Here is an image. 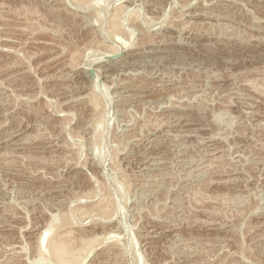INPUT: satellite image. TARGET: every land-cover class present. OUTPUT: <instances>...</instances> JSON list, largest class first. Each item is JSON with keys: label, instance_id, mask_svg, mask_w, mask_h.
Segmentation results:
<instances>
[{"label": "rangeland", "instance_id": "1", "mask_svg": "<svg viewBox=\"0 0 264 264\" xmlns=\"http://www.w3.org/2000/svg\"><path fill=\"white\" fill-rule=\"evenodd\" d=\"M77 2L0 0V264H264V0Z\"/></svg>", "mask_w": 264, "mask_h": 264}, {"label": "bare ground", "instance_id": "2", "mask_svg": "<svg viewBox=\"0 0 264 264\" xmlns=\"http://www.w3.org/2000/svg\"><path fill=\"white\" fill-rule=\"evenodd\" d=\"M76 1V0H75ZM79 3H81L82 4V6H83V4H85V2H87L88 3V1L89 0H77ZM91 1H93V0H91ZM77 2V3H78ZM50 5V4H49ZM85 5H87V4H85ZM124 5V4H123ZM60 6V5H59ZM58 6V7H59ZM125 6V5H124ZM190 6V5H189ZM91 7V6H90ZM119 7V8H118ZM118 7H116L115 8V10L118 8L119 10L118 11H120V9H123V7H122V5L121 6H118ZM122 7V8H121ZM68 10V9H67ZM66 11V10H65ZM118 11H116V12H118ZM32 12V11H31ZM73 12V11H72ZM95 12V11H94ZM93 12V13H94ZM114 12V11H113ZM115 12V13H116ZM128 12V11H127ZM132 13H130V15L132 14L133 15V11H131ZM97 13V12H96ZM95 13V14H96ZM114 13V14H115ZM123 13V12H122ZM135 13H136V10H135ZM77 14V13H76ZM94 14V16H96ZM103 14V13H102ZM113 14V15H114ZM127 14V13H126ZM137 14V13H136ZM202 14V13H201ZM28 15V14H27ZM30 15V14H29ZM33 15V14H32ZM79 15V14H78ZM112 15V16H113ZM123 15V14H122ZM206 15V14H205ZM26 16V15H25ZM37 16V15H36ZM89 16H91V15H89ZM93 16V17H94ZM99 16H100V14H99ZM98 16V17H99ZM118 15H116V16H113L112 18H110L111 19V21H110V23L108 24V25H110V27H108L109 29L108 30H106L107 32L109 31V32H111L113 35H116L117 37L120 35V31L121 30H123L124 28L122 27V26H120L121 24H119V22L120 21H118L117 20V18L118 17H120V16H118ZM138 16V15H137ZM97 17V16H96ZM102 17V16H101ZM135 17V16H134ZM127 18V17H126ZM27 19V18H26ZM93 19H95V18H93ZM122 20V19H121ZM174 20V19H173ZM95 21H97V20H95ZM94 21V22H95ZM190 22V21H189ZM23 23V22H22ZM132 23V22H131ZM172 23V22H171ZM31 24V23H30ZM96 24V23H95ZM163 24H164V22H163ZM25 26V25H24ZM121 28H123V29H121ZM49 29V28H48ZM131 32V31H130ZM110 33V34H111ZM123 33H124V31H123ZM132 35V34H131ZM115 37V36H114ZM152 37V36H151ZM157 37V36H156ZM119 38V37H118ZM117 38V39H118ZM182 39V38H181ZM74 40V39H73ZM118 40H120V39H118ZM242 41V40H241ZM162 42V41H161ZM102 44V43H101ZM127 43H125V45H126ZM243 44V43H242ZM145 45V44H144ZM98 46H100V44L98 45ZM108 46H109V44H108ZM129 46V45H128ZM106 50L108 49L107 48V44H106ZM113 47V46H112ZM111 46H110V48H111V52L113 53L112 54V56L111 57H114L119 51H120V48L119 47H117V49H115L114 48V50H113V48H112ZM121 47V46H120ZM126 47H127V45H126ZM126 47H123L122 46V48H126ZM110 48L108 49V50H110ZM139 48V47H138ZM137 49V48H136ZM173 49V48H172ZM111 52H110V54L109 55H111ZM152 52H154V51H152ZM151 52V53H152ZM105 53H107V52H105ZM105 53L104 54H102V57H106V55H105ZM109 53V52H108ZM108 53H107V55H108ZM132 55H134V54H132ZM75 56V55H74ZM101 57V58H102ZM108 57V56H107ZM180 57V56H179ZM70 58V57H69ZM155 59V58H154ZM98 60V59H97ZM110 60V59H109ZM119 60V59H118ZM132 60V59H131ZM143 60V59H142ZM147 60V59H146ZM103 62V61H102ZM114 62V61H113ZM136 62V61H135ZM72 63V62H71ZM112 63V62H111ZM129 63H130V61H129ZM161 63V62H160ZM115 64V63H114ZM117 64V63H116ZM65 65V64H64ZM68 65V64H67ZM150 65V64H149ZM72 66V65H71ZM124 66V65H123ZM153 66V65H152ZM100 67H102V66H99V67H93L95 70H96V72H98L97 74H99L102 70V68H100ZM122 67V66H121ZM127 67V66H126ZM104 69V68H103ZM133 69V68H132ZM168 69V68H167ZM101 70V71H100ZM104 70H106V69H104ZM157 70V69H156ZM95 73V72H94ZM121 73V72H120ZM100 75V74H99ZM98 76V75H97ZM103 76V75H102ZM133 78V77H132ZM175 78V77H174ZM106 80V79H105ZM123 80V79H122ZM171 80V79H170ZM98 85V84H97ZM105 85V84H104ZM95 86V85H94ZM101 86V85H100ZM105 87H106V85H105ZM104 87V88H105ZM98 88V87H97ZM100 88H102V86L100 87ZM103 88V89H104ZM111 88V87H110ZM108 89V88H107ZM258 90V89H257ZM107 91V90H106ZM102 92V91H101ZM107 93H108V91H107ZM106 93V94H107ZM119 93V92H118ZM103 95H105V92H104V94ZM114 97V96H113ZM88 98V103L91 105V108L92 107H94L93 108V110H94V113L96 114V110L100 107V105H99V103H100V101L102 100L100 97H99V95H97V92L95 93V91L93 90L92 91V93H90L89 94V96L87 97ZM108 98V97H107ZM101 99V100H100ZM143 101V100H142ZM102 102V101H101ZM139 102V101H138ZM144 102V101H143ZM89 105V106H90ZM93 105V106H92ZM103 105V104H102ZM99 106V107H98ZM98 107V108H97ZM178 107V106H177ZM101 108V107H100ZM101 109H103V108H101ZM107 109V108H106ZM120 110V109H119ZM94 115V114H93ZM95 117V116H94ZM101 118V117H100ZM99 119V118H98ZM161 119V118H160ZM89 123V122H88ZM162 124V123H161ZM90 125V124H89ZM101 126V125H100ZM97 127V126H96ZM99 128V127H98ZM154 128V127H153ZM97 129V128H96ZM95 132V131H94ZM98 133H99V131H98ZM97 136V135H96ZM99 136V135H98ZM3 138V137H2ZM48 138H49V136H48ZM136 139V138H135ZM145 140V139H144ZM96 141H97V138H96ZM10 145V144H9ZM51 145V144H50ZM101 146V145H100ZM102 147V146H101ZM97 150V149H96ZM101 152H103V151H101ZM74 153V152H73ZM68 155H70V154H68ZM101 155V154H100ZM99 155V156H100ZM98 156V157H99ZM103 156V155H102ZM73 157V156H72ZM76 159V158H75ZM99 159H101V158H99ZM103 159V158H102ZM216 160V159H215ZM74 161V160H73ZM80 161V160H79ZM143 161V160H142ZM114 164V163H113ZM112 164V165H113ZM114 166V165H113ZM118 167H116V169H117ZM143 168V167H142ZM148 168V167H147ZM155 168V167H154ZM120 170V169H119ZM192 170V169H191ZM116 171V170H115ZM118 171V170H117ZM169 173V172H168ZM101 174V173H100ZM141 174V173H140ZM139 175V174H138ZM151 178V177H150ZM136 179V178H135ZM129 180V179H128ZM157 180V179H156ZM125 180L123 179V182H124ZM148 181V180H147ZM151 181V180H150ZM83 185V184H82ZM154 185V184H153ZM146 186H148V185H146ZM157 188V187H156ZM153 189V188H152ZM159 189V188H158ZM109 192V191H108ZM108 192H107V194H108ZM111 192V191H110ZM109 192V193H110ZM124 192V191H123ZM103 194V193H102ZM107 194L104 196V197H102V195H101V197H102V200L104 201V202H106L107 200V202H109V203H111V204H113V206H115L116 204L114 203V201L116 200H114V198H110L109 196H111V195H109V196H107ZM120 194V193H119ZM143 194V193H142ZM141 194V195H142ZM153 194V193H152ZM92 194H90V196H91ZM122 195H123V193H122ZM182 195V194H181ZM193 195V194H192ZM122 197V196H121ZM189 197V196H188ZM82 198V197H81ZM84 198H85V196H84ZM122 198H124V197H122ZM181 198V197H180ZM107 199V200H106ZM64 200V199H63ZM125 200V199H124ZM74 201V200H73ZM98 201H100L101 203L103 202V201H101V200H98ZM62 202V201H61ZM99 202V203H100ZM106 202V203H107ZM197 202H198V200H197ZM88 203V202H87ZM100 203V206H99V204H97L98 206H99V208L98 209H100V207L102 206V204ZM103 203L104 204V206H102V208L105 210V208H106V206H108L107 208L109 209L110 207V205L107 203ZM196 203V202H195ZM78 204V203H77ZM89 204V203H88ZM92 204V203H91ZM115 204V205H114ZM125 204V203H124ZM198 204V203H197ZM70 205V204H69ZM94 206V205H93ZM93 206H92V208H93ZM97 206V207H98ZM60 207V206H59ZM70 207V206H69ZM76 207V206H75ZM79 207V206H78ZM84 207H85V204H84ZM83 207V208H84ZM87 207V206H86ZM112 207V206H111ZM116 207V206H115ZM194 207V206H193ZM199 207V206H198ZM67 208V207H66ZM89 208V207H88ZM92 208H91V210H92ZM94 208H96V207H94ZM93 208V209H94ZM106 208V209H107ZM52 209V208H51ZM58 209V208H57ZM78 210L79 209H81L80 207L79 208H77ZM97 209V210H98ZM191 209V208H190ZM67 210V209H66ZM75 210V209H74ZM81 210H85V209H81ZM90 210V209H89ZM101 211H102V209H100ZM103 210V212H105L106 213V211H104ZM55 211H57V210H55ZM70 211V210H69ZM88 211V210H87ZM86 211V212H87ZM110 211V210H109ZM112 212H113V210H111ZM48 212V211H47ZM91 211H89V213H90ZM62 213H63V211H62ZM82 213V212H81ZM83 213H84V211H83ZM88 213V212H87ZM117 212H115V214H116ZM50 214V213H49ZM56 214V213H55ZM59 214V213H58ZM57 214V215H58ZM64 214V213H63ZM80 214V213H79ZM85 214V213H84ZM43 215V214H42ZM53 215V214H52ZM51 215V219H50V221H48L49 223H47L48 225H46L45 226V228H44V230L42 229V231H40V233H39V235H38V237H37V240H36V243L35 244H37L36 246V248H37V250H38V255H37V257H38V259L37 260H35L36 262H38L37 264H71V263H76V264H81L80 262H79V260H80V252L83 250V249H85L86 248V250L88 249V247H87V244H86V247H85V241L83 240V238L81 237H79L78 239H77V241H80V243L79 242H77V243H79V244H77L76 243V241H75V238H77V237H73V236H76V235H73L75 232H74V230L75 229H73V227H71V226H67V223H66V225H63L64 227H62L61 225H58L57 224V220L60 218H58L57 217V215H53L52 216ZM65 215V214H64ZM63 215V217H65ZM81 215V214H80ZM87 215V214H86ZM90 215V214H89ZM102 215V214H101ZM104 215V214H103ZM111 215V214H110ZM59 216V215H58ZM82 216H84V215H82ZM114 216V215H113ZM62 217V216H61ZM62 217V218H63ZM108 217V216H107ZM112 217V216H111ZM188 217V216H187ZM61 219V218H60ZM58 220V223H59V221H61L62 222V220L63 219H61V220ZM112 219V218H111ZM66 220H69L70 221V219H67V217H66ZM95 220V219H94ZM76 221V220H75ZM90 221V220H89ZM92 221V220H91ZM64 222V221H63ZM98 222V221H97ZM65 223V222H64ZM68 223H70V222H68ZM72 223L73 222H71L70 224L72 225ZM125 223V222H124ZM60 224H62V223H60ZM74 224V223H73ZM69 225V224H68ZM73 226V225H72ZM132 226V225H131ZM62 227V228H61ZM93 227V226H92ZM83 229V228H82ZM106 230V229H105ZM171 230V229H170ZM22 231V230H21ZM76 231V230H75ZM87 232V231H86ZM117 233V232H116ZM80 234V233H79ZM108 234V233H107ZM120 234V233H119ZM130 234V233H129ZM85 235V234H84ZM95 235V234H94ZM101 235V234H100ZM104 235V234H103ZM109 235V234H108ZM110 235H112V234H110ZM172 235V234H171ZM23 236V235H22ZM87 236V235H86ZM114 236H116V235H114ZM98 237V236H97ZM96 237V238H97ZM101 237V236H100ZM106 237V236H105ZM112 237V236H111ZM148 237V236H147ZM21 238V237H20ZM107 238V237H106ZM132 238V237H131ZM134 238H136V237H134ZM22 239V238H21ZM36 239V238H35ZM34 239V240H35ZM98 239V238H97ZM101 239H102V237H101ZM92 240V239H91ZM90 240V241H91ZM93 240H95V239H93ZM93 240H92V242H93ZM99 240V239H98ZM23 241V240H22ZM88 241V240H87ZM89 242V241H88ZM94 242H96V241H94ZM98 242V241H97ZM91 243V242H90ZM147 243V242H146ZM25 244V243H24ZM105 244V243H104ZM103 244V245H104ZM92 246L91 247H93V244H91ZM106 245V244H105ZM111 245V244H110ZM89 247H90V245H88ZM96 246V245H95ZM94 246V247H95ZM138 246V245H137ZM136 246V247H137ZM26 247V246H25ZM24 247V248H25ZM93 247V248H94ZM91 250H92V248H90ZM89 249V250H90ZM112 249V248H111ZM186 251V250H185ZM110 252V251H109ZM86 253H89V252H83V255L84 254H86ZM95 253V252H94ZM12 254V253H11ZM106 254V253H105ZM139 254V253H138ZM18 255V254H17ZM36 255V254H35ZM110 256V255H109ZM181 256V255H180ZM36 257V256H35ZM83 258H85V256L83 257ZM82 258V259H83ZM98 258V257H97ZM103 258V257H102ZM81 259V260H82ZM100 259V258H99ZM97 261V260H96ZM100 261V260H99ZM110 261V260H109ZM141 261V260H140ZM84 262V261H83ZM91 262V261H90ZM108 262V261H107ZM16 263H17V261H16ZM98 264V263H97ZM147 264V263H146ZM164 264V263H163Z\"/></svg>", "mask_w": 264, "mask_h": 264}]
</instances>
